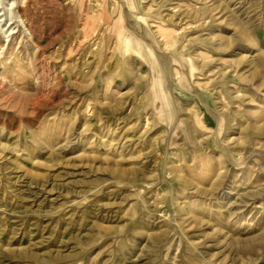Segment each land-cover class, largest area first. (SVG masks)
Masks as SVG:
<instances>
[{"label":"rangeland","instance_id":"374dc122","mask_svg":"<svg viewBox=\"0 0 264 264\" xmlns=\"http://www.w3.org/2000/svg\"><path fill=\"white\" fill-rule=\"evenodd\" d=\"M139 5L0 0V264H264V0Z\"/></svg>","mask_w":264,"mask_h":264},{"label":"bare ground","instance_id":"6f19581e","mask_svg":"<svg viewBox=\"0 0 264 264\" xmlns=\"http://www.w3.org/2000/svg\"><path fill=\"white\" fill-rule=\"evenodd\" d=\"M129 1L131 2L132 7L135 10L138 11L140 9V5H139L140 0H129ZM112 15H113V12L111 13V15H109V20H112L114 18ZM173 16H175V15H173ZM113 20H112V22H113ZM156 31L160 35V39L162 41V47H163V49L164 50L165 49H170V50L174 49V46H175V43H176L175 42V37H176L175 32H172V31L171 32H166V31L162 30L160 27L156 28ZM130 38H131L130 35L129 36L127 35V38L125 36H123V35L122 36L121 35H117L116 36V44L119 47L121 53H123V54H130V53H132V47L130 46V42H129L130 41ZM178 56H179V54H177V57ZM99 58H100L99 53H94V54L91 55V59L92 60H99ZM188 61H189V64H190V60H188ZM177 62L179 63V60ZM115 65L118 66V67L120 66L121 74L118 77V79H120V80L123 81L127 76H129V74H128L127 70H126V67H127L128 64H127L126 61H124V62L121 63V61L118 58L116 60V62H115ZM191 69H192V67H191ZM191 72H193V70ZM172 74H174L175 79L178 80L177 83L178 82L180 83V81L181 82L182 81L185 82V78L182 77L180 74L176 73V71H174V72L172 71ZM136 92H138L136 94V97H137L138 101H141V103L144 106L147 104L146 103L147 94H149L150 96L152 95V97H154V95H155L152 86L150 85V87H149V85H147V84L141 86L140 88H138ZM235 95H238V94L235 93ZM237 98H238V96H236L234 99H237ZM220 104H222V101H220ZM132 107H133V104H126L122 108V110L120 111V115L123 116L126 113V111L128 113L125 114L124 116L129 115V113H131L130 111L133 109ZM156 112L157 111L153 107L152 108L151 107L150 108L148 107L147 108V111L144 113L143 117L137 118L136 119V122L137 123H140V122H145L146 123L148 121V119H150V120L152 119V121H154V119H153L154 116L153 115H155ZM219 113L222 116L224 115V117L226 116L225 118H227L228 122L229 123H232V120H231L230 116H228L225 111H223L222 109H220L219 110ZM211 114H212V119L214 120L213 123L216 124L218 122V117L215 114H213V113H211ZM160 115H161L160 110H158L157 117L160 118L159 117ZM108 116H110V114L105 115L104 118L107 120V122H112L111 118H108ZM257 119L258 120L260 119L259 122L261 123V125L254 128V132L256 133L254 135V138H256V136H257V138H259L261 136H264V115L258 116ZM123 120L124 119L121 120L122 121L121 123H122V125L124 127L125 124L123 123L124 122ZM196 125L198 126V128L203 129V130H206L201 123L196 122ZM216 128H217V126H216ZM257 133H261V135L260 134L257 135ZM133 138H134V136L131 137V139H133ZM155 143H156V141H154V144ZM154 152H156V150H154ZM34 196H36V194H34ZM155 210H156V207L153 208L152 212H155Z\"/></svg>","mask_w":264,"mask_h":264}]
</instances>
